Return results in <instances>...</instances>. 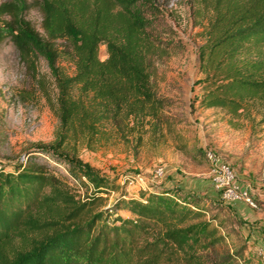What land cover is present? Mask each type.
Returning a JSON list of instances; mask_svg holds the SVG:
<instances>
[{
	"label": "trees",
	"instance_id": "1",
	"mask_svg": "<svg viewBox=\"0 0 264 264\" xmlns=\"http://www.w3.org/2000/svg\"><path fill=\"white\" fill-rule=\"evenodd\" d=\"M170 1L0 2V45L11 44L57 121L51 143L0 169V264H253L236 248L214 258L225 237L203 198L171 187L127 196V181L99 175L67 143L106 125L121 133L126 122L128 130L143 122L159 128L171 101L157 94L154 75L184 49L172 29L155 24ZM186 1L201 28L197 108L264 123V0ZM59 61L70 63L71 76Z\"/></svg>",
	"mask_w": 264,
	"mask_h": 264
},
{
	"label": "rangeland",
	"instance_id": "2",
	"mask_svg": "<svg viewBox=\"0 0 264 264\" xmlns=\"http://www.w3.org/2000/svg\"><path fill=\"white\" fill-rule=\"evenodd\" d=\"M2 0H0L1 2ZM27 18L38 29L39 15L30 11ZM158 29H172L174 39L184 46L178 55L163 59L154 75L156 92L171 101L162 112L160 126L153 131L150 122L131 130V123L121 133L109 126L100 127L92 136L78 135L68 140L69 148L99 175L127 181V196L137 197L149 188L176 189L181 194L203 198L214 215L225 244L213 252L214 258L233 257L236 248L253 264H264L258 253L264 251V123L255 117L250 124L231 119L219 109L197 108L198 79L195 50L200 43V30L186 0H171L155 19ZM39 30V29H38ZM60 43L59 45H61ZM98 56L104 58L103 46ZM58 67L71 76L70 63L59 61ZM38 68L45 70L42 61ZM57 121L44 99L35 91L30 75L17 59L8 42L0 45V169L13 170L35 144H49L55 138ZM211 153L232 170L234 183L255 203L251 209L242 200L222 197L211 182V166L204 154ZM160 167L162 176L153 171ZM65 172L56 168V174ZM139 176V184L129 181ZM62 178V177H61ZM75 191H80L74 186ZM115 194L109 195V204ZM120 217L128 214L116 212Z\"/></svg>",
	"mask_w": 264,
	"mask_h": 264
},
{
	"label": "built area",
	"instance_id": "3",
	"mask_svg": "<svg viewBox=\"0 0 264 264\" xmlns=\"http://www.w3.org/2000/svg\"><path fill=\"white\" fill-rule=\"evenodd\" d=\"M205 159L211 166L212 172V186L216 191L221 192L222 197L226 200L238 201L242 200L247 203L251 209H256L255 203L247 196L245 191H241L234 183V175L232 170L225 163L219 162L211 153L204 154ZM153 176L160 178L162 176V169L157 167L153 171ZM142 182L141 177H133L129 183L139 184ZM127 183V182H126ZM259 259L264 263V251L258 253Z\"/></svg>",
	"mask_w": 264,
	"mask_h": 264
}]
</instances>
